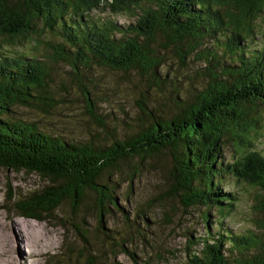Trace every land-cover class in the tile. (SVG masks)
Here are the masks:
<instances>
[{
	"label": "trees",
	"instance_id": "1",
	"mask_svg": "<svg viewBox=\"0 0 264 264\" xmlns=\"http://www.w3.org/2000/svg\"><path fill=\"white\" fill-rule=\"evenodd\" d=\"M101 8L131 15L135 22L126 28L111 22L89 23L86 16ZM261 11L264 0H0V39L5 43L21 45L46 33L59 38L57 44H45L50 51L47 61L39 59L35 50L16 56L0 54V169L49 181L30 196L15 199L10 193L7 200L12 207L7 210L41 222L65 201L74 210L80 208L90 191L98 198L95 208L102 229L111 207L122 210L113 188L117 186L113 180L123 178L119 165L163 152L171 161L166 196L177 197L184 210L205 209L207 235L193 243L200 249H193L187 264H264L260 236L220 229L212 234L208 224V211L218 214V225L232 212L237 199L222 189L224 179L232 176L261 191L256 206L262 220L256 225L264 231V154L253 150L264 112V50L252 53L242 45ZM158 35L163 42L158 43ZM206 40L215 42L228 61L216 63L213 53L205 49L202 56L211 55L205 58V86L194 89L196 93L188 98L176 93L174 105L179 111L170 119L140 102L146 123L109 146L71 141L13 117L18 108L46 112L55 106L48 89L55 68H69L78 81L87 77L85 71L92 65L136 70L158 81L157 45L160 49L173 46L183 63ZM80 91L90 116L99 120L91 94L83 87ZM228 143L235 154L231 163L224 161L222 153ZM139 170L134 166L132 175L124 176L125 182H132ZM101 177L107 179L105 183ZM74 229L87 242L85 234ZM121 252L135 259L126 249ZM227 252L234 255L231 261ZM95 262L91 256L87 264Z\"/></svg>",
	"mask_w": 264,
	"mask_h": 264
},
{
	"label": "rangeland",
	"instance_id": "2",
	"mask_svg": "<svg viewBox=\"0 0 264 264\" xmlns=\"http://www.w3.org/2000/svg\"><path fill=\"white\" fill-rule=\"evenodd\" d=\"M256 15L249 38L242 43L252 53L264 50V11ZM86 17L89 23L111 22L121 28L135 22L131 15L113 14L109 8L93 11ZM157 41L163 42L162 35L157 36ZM47 42L57 44L59 38L46 33L42 38L33 36L21 45H10L0 39V54L16 56L35 50L39 59L47 61L50 55ZM216 47L219 46L215 42L206 40L180 63L173 46L160 49L157 45L161 59L156 69L158 81L140 71H112L96 65L85 71V79L78 81L69 68L62 65L63 68L54 69L48 87L50 96L56 100L55 106L46 112L18 108L13 117L35 123L38 129L71 141L109 146L114 139H123L146 123V117L139 110L140 102L166 119L176 114L179 111L174 105L176 93L188 98L196 93L194 89L200 90L206 84L205 58L211 55L202 56L205 49L213 53L216 63L222 59V62L228 61ZM81 87L91 94L99 120L90 116ZM262 114L253 150L264 154V112ZM222 153L225 162L233 161L235 154L230 143L224 145ZM170 162L163 152L147 155L142 161L136 158L122 162L117 171L123 178L113 180L117 184L113 187L116 201L122 210L111 207L109 215L103 217L102 229L98 227L95 208L98 198L90 191L85 192L80 208L74 210L65 201L48 220L17 217L15 212L7 210L12 207L7 200L9 194L15 199L30 196L49 185V181L36 174L0 169V264H87L91 256L96 257L95 264H187L193 249H200L193 243L207 235L203 222L205 209L184 210L177 197L166 196ZM134 166L140 168L138 174L132 182H125L127 177L124 176L132 175ZM106 180L101 177L100 182ZM222 189L233 194L237 202L221 225H218V214L208 211L210 232L214 234L220 229L227 234H255L264 240L263 229L256 225L262 220L256 206V197L261 191L232 176L224 179ZM75 227L85 234L87 242L78 237ZM121 249L129 251L135 259ZM227 256L229 261L234 257L228 252Z\"/></svg>",
	"mask_w": 264,
	"mask_h": 264
},
{
	"label": "bare ground",
	"instance_id": "3",
	"mask_svg": "<svg viewBox=\"0 0 264 264\" xmlns=\"http://www.w3.org/2000/svg\"><path fill=\"white\" fill-rule=\"evenodd\" d=\"M14 224V223H13ZM34 253V252H33ZM32 255V254H31Z\"/></svg>",
	"mask_w": 264,
	"mask_h": 264
}]
</instances>
